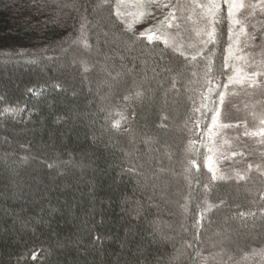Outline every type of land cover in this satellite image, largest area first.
I'll list each match as a JSON object with an SVG mask.
<instances>
[{"label":"trees","instance_id":"obj_1","mask_svg":"<svg viewBox=\"0 0 264 264\" xmlns=\"http://www.w3.org/2000/svg\"><path fill=\"white\" fill-rule=\"evenodd\" d=\"M117 1L0 0V264H256L263 154L245 142L223 179L194 172L211 68L129 31Z\"/></svg>","mask_w":264,"mask_h":264},{"label":"rangeland","instance_id":"obj_2","mask_svg":"<svg viewBox=\"0 0 264 264\" xmlns=\"http://www.w3.org/2000/svg\"><path fill=\"white\" fill-rule=\"evenodd\" d=\"M161 2L170 3L172 7L163 9L152 7V15L134 25V34L138 35L150 26L154 30L158 27L159 34L169 39L170 46L168 47L183 53L192 61L202 57L211 68L205 84L204 101L198 110L200 120L202 118V129L195 142L189 147L192 155L191 161H197L194 172L197 170L200 174L207 170L211 178L214 173L217 177L224 176L222 169L226 162L236 158H240L239 161L245 159L248 151L243 147L245 142L256 146L258 153L263 154L262 160L264 161V135L259 134V130L264 127L260 123L261 119H264V107L257 109L259 110V114L256 115L257 123L250 128H247L248 125H244V119L242 120L240 117L245 113L244 110L259 101L255 97L251 103L247 104L244 101L245 97H249L247 95L249 89L256 90L264 82V34L258 41L254 39L255 31L259 25L264 23V3H261V0H242L245 7L234 11L231 18L228 16L227 5L224 4L226 6L225 20H220L219 11L213 16L207 9L195 6L196 4H206L208 0H161ZM215 2L220 5L219 0H215ZM118 9L125 14L138 11L135 7V0H124L123 3L118 0L116 15ZM169 11H174L176 16V19L172 21L173 27L160 26L158 22L164 19ZM117 17L125 27H127V22L132 19L131 16ZM235 20H239L240 24H236ZM223 21L225 23H222ZM217 23L224 25L227 38L222 48L223 60L219 66L212 60L211 50L215 46L210 47L212 44H217L218 41ZM241 26L245 28V32H241ZM209 33H212L211 37ZM143 38L147 39V37ZM259 41L261 45L257 43ZM163 45L165 44L163 43ZM259 51L261 55L258 53ZM193 56L195 59H192ZM220 71L224 73L217 74ZM211 73L212 75H210ZM230 76L234 81L240 79L242 82L230 83L228 80ZM225 84L228 85L227 88L224 87ZM263 90L264 86L259 94ZM220 93H225L223 104L219 99ZM262 94L261 101L264 102V93ZM214 116L217 117L215 124H213ZM224 125L229 126L224 127ZM209 158H211L210 161ZM232 189L234 191L241 190L235 185ZM205 204V207H200L196 211V223L203 220V214L213 206L210 203ZM256 259V264H264V257L259 256Z\"/></svg>","mask_w":264,"mask_h":264},{"label":"snow or ice","instance_id":"obj_3","mask_svg":"<svg viewBox=\"0 0 264 264\" xmlns=\"http://www.w3.org/2000/svg\"><path fill=\"white\" fill-rule=\"evenodd\" d=\"M120 3H123L124 0H119ZM223 4L227 5V9H228V16L229 18L233 17L234 15V11H239L240 9L245 7V4L242 2V0H222ZM261 3H264V0H261ZM196 7H200V8H205L207 9V11L212 14L213 16H215L216 12L220 11V5H218L215 0H208V3L206 4H196ZM135 7L138 9L137 12L135 13H121L119 11V9L117 10V16H131L132 19L131 21L127 22V29L129 31H133L134 30V25L141 23L142 21H144L145 19H147L149 16L152 15V7H156L159 9H163V8H171L172 6L170 5V3H162L161 0H135ZM171 18V19H170ZM176 19L175 13L174 11H169L164 19L160 20L158 23L160 26L163 25H167L168 28H172L173 27V23L172 21H174ZM236 24H240L239 20H235L234 21ZM81 28L83 29V25L81 26ZM241 32H245V28L243 26H241ZM139 37H147V39L149 40V42H153V41H160L162 43L165 44V46H170L169 45V39L161 34H159V28L157 27L155 30L153 29L152 26L145 28L144 30H142L139 34ZM209 36H212V33H209ZM84 46L85 47H90V45L87 44V41H83ZM183 55V53H181ZM192 59H195V56L192 57ZM227 67V64L225 65ZM210 70V69H209ZM229 82H235V83H241L242 81L240 79H236L235 81L233 80V77L230 76L228 77ZM225 88L228 87L227 84L224 85ZM137 95H140V93L138 92ZM219 99L220 102L223 104L224 100H225V93H220L219 94ZM15 109H5V112H14ZM217 117L214 116L213 117V124H215ZM260 123L262 125H264V119H261ZM119 126V121L114 122V127H118ZM229 125H224V127H228ZM247 134V133H246ZM259 134L264 135V127H262L259 130ZM191 143V142H190ZM199 154V153H198ZM211 160V158H209V161ZM190 164L194 167L197 166V161L196 160H192L190 161ZM209 168L211 170V164L209 163ZM223 179V176L217 177L215 175V173L213 174V179ZM241 179H243V177H240ZM241 216L246 215L245 213H241Z\"/></svg>","mask_w":264,"mask_h":264}]
</instances>
